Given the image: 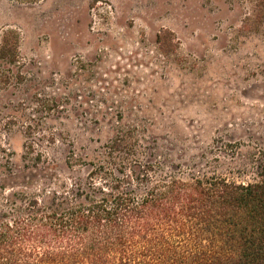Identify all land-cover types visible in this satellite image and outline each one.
Here are the masks:
<instances>
[{
	"label": "rangeland",
	"instance_id": "1",
	"mask_svg": "<svg viewBox=\"0 0 264 264\" xmlns=\"http://www.w3.org/2000/svg\"><path fill=\"white\" fill-rule=\"evenodd\" d=\"M2 45L1 209L109 173H264V0H0Z\"/></svg>",
	"mask_w": 264,
	"mask_h": 264
},
{
	"label": "trees",
	"instance_id": "2",
	"mask_svg": "<svg viewBox=\"0 0 264 264\" xmlns=\"http://www.w3.org/2000/svg\"><path fill=\"white\" fill-rule=\"evenodd\" d=\"M108 176L6 196L0 264H264V173Z\"/></svg>",
	"mask_w": 264,
	"mask_h": 264
}]
</instances>
